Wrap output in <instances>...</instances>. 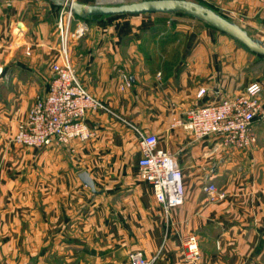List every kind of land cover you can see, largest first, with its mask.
<instances>
[{
  "label": "crops",
  "instance_id": "1",
  "mask_svg": "<svg viewBox=\"0 0 264 264\" xmlns=\"http://www.w3.org/2000/svg\"><path fill=\"white\" fill-rule=\"evenodd\" d=\"M47 1L0 0V264H131L133 251L152 264H264V118L248 148L227 147L219 136L195 140L176 124L188 109L253 82L263 86L264 112V56L191 15L82 19L89 29L71 39L69 57L113 113H87L90 140L28 147L13 139L59 58L60 17ZM192 1L264 41V0ZM137 130L156 134L182 167L181 205L167 210L141 175ZM207 181L215 193L203 190Z\"/></svg>",
  "mask_w": 264,
  "mask_h": 264
},
{
  "label": "built area",
  "instance_id": "2",
  "mask_svg": "<svg viewBox=\"0 0 264 264\" xmlns=\"http://www.w3.org/2000/svg\"><path fill=\"white\" fill-rule=\"evenodd\" d=\"M60 1L63 13L67 14L65 34L63 18L60 17L59 21L65 46L58 50L59 58L53 63L54 77L47 93L36 100L13 139L14 142L28 147H62L75 139L90 140L96 135V130L87 123V113L91 110L113 113L103 99L84 85L71 62L67 46L69 38L80 37L89 28L73 13L71 4L77 0ZM123 2L124 0L118 2L95 0V3L110 5ZM72 20L78 22L74 34L70 32ZM125 82L129 83V79L126 78ZM262 91V84L253 82L238 94L188 109L176 124L182 126L195 140L219 136L227 147H251L257 141L254 123L258 118H264L260 101ZM205 92L206 89L201 88L198 95L202 96ZM137 133L142 151L139 160L141 175L153 186L156 198L167 210L181 205L185 199L182 167L169 150L159 146L156 134L142 130H137ZM203 190L213 194L217 186L207 181L203 185ZM224 196L220 195L221 198ZM187 247L195 258L200 257L196 235L188 236ZM129 259L131 264H152L155 258L150 260L142 251H133L129 254Z\"/></svg>",
  "mask_w": 264,
  "mask_h": 264
},
{
  "label": "water",
  "instance_id": "3",
  "mask_svg": "<svg viewBox=\"0 0 264 264\" xmlns=\"http://www.w3.org/2000/svg\"><path fill=\"white\" fill-rule=\"evenodd\" d=\"M49 1L62 6V1L60 0ZM71 8L74 15L80 19L100 15L184 12L230 35L251 51L264 55V42L262 40L253 38L241 25L215 10L192 0H133L129 3L123 2L116 5L101 3L85 4L74 1L71 4ZM80 178L92 189L95 188L94 181L88 172H82Z\"/></svg>",
  "mask_w": 264,
  "mask_h": 264
},
{
  "label": "rangeland",
  "instance_id": "4",
  "mask_svg": "<svg viewBox=\"0 0 264 264\" xmlns=\"http://www.w3.org/2000/svg\"><path fill=\"white\" fill-rule=\"evenodd\" d=\"M45 1H47V0H45ZM104 1H107V0H104ZM111 1H115V0H111ZM118 1V0H117ZM133 0H124V2H132ZM48 2V1H47ZM109 2V1H108ZM50 3H52L51 1H50ZM119 4V3H118ZM111 5H116V4H111ZM205 6V5H204ZM51 8H52V11L53 12H55V15H57V16H59V17H61V18H63V24H62V26L64 27V34H65V31H66V27H67V23H66V18H67V14H64L63 12H64V9L62 8V6H58V5H56V4H54V3H52L51 4ZM175 15L176 16H185V17H191V16H189V14H187V13H184V12H176L175 13ZM77 17V16H76ZM59 21H60V18H59ZM59 21L56 23V26H55V28H56V30L58 31V33H59V43H58V49H63V47L65 46V42H64V38H63V33H62V29H60L59 28ZM206 23V22H205ZM78 27V22H77V20H72V22H71V25H70V32L72 33V34H74L75 33V31H76V28ZM71 36V35H70ZM66 38V37H65ZM76 37H70L69 38V41H68V44H67V46H68V52H69V46H70V41H71V39H75ZM253 38H255V37H253ZM257 39V38H256ZM264 42V41H263Z\"/></svg>",
  "mask_w": 264,
  "mask_h": 264
},
{
  "label": "bare ground",
  "instance_id": "5",
  "mask_svg": "<svg viewBox=\"0 0 264 264\" xmlns=\"http://www.w3.org/2000/svg\"><path fill=\"white\" fill-rule=\"evenodd\" d=\"M99 1H101V2H108V1H109V2H118V1H121V0H118V1H117V0H115V1H111V0H107V1L99 0Z\"/></svg>",
  "mask_w": 264,
  "mask_h": 264
},
{
  "label": "trees",
  "instance_id": "6",
  "mask_svg": "<svg viewBox=\"0 0 264 264\" xmlns=\"http://www.w3.org/2000/svg\"><path fill=\"white\" fill-rule=\"evenodd\" d=\"M87 19V18H86ZM243 45V44H242ZM246 47V46H245ZM262 55V54H261ZM264 56V55H263Z\"/></svg>",
  "mask_w": 264,
  "mask_h": 264
}]
</instances>
